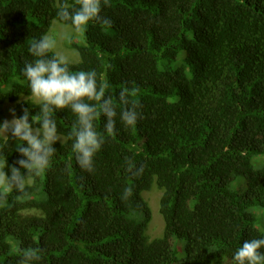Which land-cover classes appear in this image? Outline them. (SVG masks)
Here are the masks:
<instances>
[{
  "label": "trees",
  "instance_id": "obj_1",
  "mask_svg": "<svg viewBox=\"0 0 264 264\" xmlns=\"http://www.w3.org/2000/svg\"><path fill=\"white\" fill-rule=\"evenodd\" d=\"M62 2L0 0V106L15 104L17 118L24 108L30 122L39 115L22 69L35 59L31 39L55 21L71 27L56 15ZM100 15L111 25L89 22L70 71L95 70L114 101L122 87H138L140 117L125 127L117 116L89 173L68 139L75 115L56 111L64 141L51 163L26 196L0 202V264H18L29 247L42 250L35 264H235L245 240L264 238V0H109ZM16 145L0 136L9 175L22 158ZM126 158L143 173L132 176ZM234 177L246 179V194L229 189ZM154 185L165 230L152 240L143 193ZM176 240L186 242L184 258Z\"/></svg>",
  "mask_w": 264,
  "mask_h": 264
},
{
  "label": "clouds",
  "instance_id": "obj_2",
  "mask_svg": "<svg viewBox=\"0 0 264 264\" xmlns=\"http://www.w3.org/2000/svg\"><path fill=\"white\" fill-rule=\"evenodd\" d=\"M108 3L109 0H76L74 5H70L63 0L56 15L59 21L70 22L75 32H81L91 21L110 26L111 22L100 15L102 5L107 6ZM56 43L47 34L31 39L29 52L35 59L25 62L22 69L31 96L39 101V115L31 116L30 122L28 108H24L23 115L18 118L15 109H10L13 119L0 123V136L16 140V151L22 157L11 167L10 175L4 171L5 158L0 169V202H6L13 191L26 196L29 184L51 163L57 151L54 143H63L54 118L56 111L70 109L75 115L76 121L68 139L72 140L71 147L78 166L89 173L94 170V157L105 139L116 133L117 116L125 127H134L140 117V105L134 99L140 93L138 87H122L114 101L111 95H106L110 83L106 78L98 77L95 70L72 73L66 55L56 52L50 56ZM117 103L122 107L119 113ZM98 117L104 119L103 132L96 129ZM126 164L132 176L141 175L144 171L143 166H136L131 158H126ZM131 195L132 188H126L120 198L127 201ZM262 249L264 238L245 240L234 253L233 260L235 264H264ZM41 252V249L31 247L22 250L18 264H35L40 260Z\"/></svg>",
  "mask_w": 264,
  "mask_h": 264
},
{
  "label": "rangeland",
  "instance_id": "obj_3",
  "mask_svg": "<svg viewBox=\"0 0 264 264\" xmlns=\"http://www.w3.org/2000/svg\"><path fill=\"white\" fill-rule=\"evenodd\" d=\"M67 33V37L65 34ZM47 35L52 36L56 40V48L53 50L55 53L60 52L66 55L69 59L70 64H76L80 61V53L77 48L85 46V41L83 38V30L81 32L73 31L72 27L65 26L59 22H53ZM33 101H36L33 97ZM15 104L7 103L3 106H0V119L3 122L4 120H11L13 116L10 112V109H14ZM62 140L64 138L61 136ZM256 163V161L254 162ZM0 168H3L0 161ZM229 189L240 194L244 195L247 193L246 179L244 177H234L229 182ZM162 196V191H160L156 185L153 186L152 190L149 192H144L143 197L148 202L151 211H152V221L149 224L147 234L150 239L161 238L165 230V222L160 213V198ZM254 214L256 213L255 209L251 210ZM143 217L142 213H136V219L141 220ZM260 231L264 234V221H258L257 223ZM185 241H174L176 250L178 251L179 258L185 257Z\"/></svg>",
  "mask_w": 264,
  "mask_h": 264
}]
</instances>
